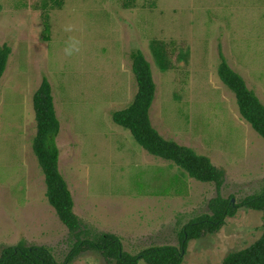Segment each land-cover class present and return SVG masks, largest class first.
<instances>
[{
    "label": "rangeland",
    "instance_id": "1",
    "mask_svg": "<svg viewBox=\"0 0 264 264\" xmlns=\"http://www.w3.org/2000/svg\"><path fill=\"white\" fill-rule=\"evenodd\" d=\"M4 44L12 54L0 81V256L24 242L61 263L74 243L33 152V96L43 78L74 212L93 234L119 237L127 253L179 247L182 228L209 214L218 195L237 204L264 192V139L217 73L222 53L264 105V0H0ZM138 50L156 85L153 127L222 170L220 190L148 154L113 122L137 92ZM263 232L262 213L241 208L216 234L190 241L182 264H222ZM71 264L107 263L87 252Z\"/></svg>",
    "mask_w": 264,
    "mask_h": 264
},
{
    "label": "trees",
    "instance_id": "2",
    "mask_svg": "<svg viewBox=\"0 0 264 264\" xmlns=\"http://www.w3.org/2000/svg\"><path fill=\"white\" fill-rule=\"evenodd\" d=\"M11 54L10 46H0V81ZM157 57L161 61L159 53ZM219 59L217 73L220 81L234 94L241 118L264 139V105L256 93L248 88L245 80L232 70L222 53H219ZM131 62L137 92L125 109L112 113L113 122L128 130L134 141L148 154L171 162L189 178L201 183H213L220 190L224 182L222 170L216 168L208 157L165 139L153 127L150 110L156 95V85L151 64L139 50L131 55ZM160 66L162 68L161 63ZM33 107L36 120L33 152L44 175L46 198L74 243L63 262L59 263L50 249L20 242L3 250L0 264H71L79 255L87 252L98 253L107 264H182L190 241L216 234L224 227L226 219L235 217L241 208L260 212L264 219V192L248 196L237 204L232 198L224 199L218 195L209 202V214L191 220L182 228L179 247L154 246L136 255L129 254L119 237L106 233L93 234L74 212L71 192L59 170L57 138L60 122L52 87L46 78H43L33 96ZM222 264H264V232L250 247L229 254Z\"/></svg>",
    "mask_w": 264,
    "mask_h": 264
}]
</instances>
